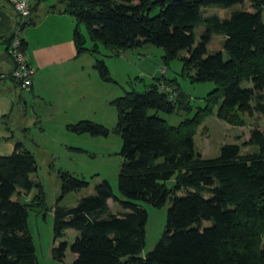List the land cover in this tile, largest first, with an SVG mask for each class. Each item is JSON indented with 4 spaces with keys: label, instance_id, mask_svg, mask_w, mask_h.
<instances>
[{
    "label": "trees",
    "instance_id": "obj_1",
    "mask_svg": "<svg viewBox=\"0 0 264 264\" xmlns=\"http://www.w3.org/2000/svg\"><path fill=\"white\" fill-rule=\"evenodd\" d=\"M245 0H57L50 9L74 19L75 57L89 54L104 83H114L100 47L118 57L128 50L151 45L164 51L168 67L181 52L180 75L191 83H213L204 107L191 118L170 126L160 117L175 111L191 112L190 102L176 78L164 75L144 91H125L112 101L116 109L115 133L120 136L123 158L116 197L107 181L95 194L76 206L53 210L54 240L67 230L78 233L71 245L60 242L53 259L63 262L66 250L75 256L71 264H264V133H250L243 145L256 152L242 155L237 145H224L218 157L205 159L195 149L196 129L217 107L218 119L241 126L240 115L253 111L264 116V0H250L256 13L235 12L227 19L203 17L206 7L228 8ZM9 2V0H8ZM10 3V2H9ZM38 4H30V12ZM157 11L155 14L152 12ZM206 32L195 45L194 29ZM83 25L91 47L80 32ZM213 34L224 37L222 53L207 55ZM12 35L4 40L8 46ZM22 44L25 50L24 41ZM250 81L251 89L241 87ZM154 113L149 115V111ZM8 115L2 116V121ZM6 126V122L3 124ZM75 135L106 137L108 129L91 120L68 124ZM34 155L16 143L11 154L0 156V264H38L27 227L29 212L48 211L41 184L30 179L36 173ZM61 194L79 192L88 182L67 171L58 172ZM173 180V184L167 183ZM29 202L20 201V192ZM182 194V195H179ZM17 195L18 198H12ZM124 212L109 213L108 200ZM166 224L155 247L143 258L147 212L137 202L162 208L167 201ZM211 222L204 227L203 222Z\"/></svg>",
    "mask_w": 264,
    "mask_h": 264
},
{
    "label": "rangeland",
    "instance_id": "obj_2",
    "mask_svg": "<svg viewBox=\"0 0 264 264\" xmlns=\"http://www.w3.org/2000/svg\"><path fill=\"white\" fill-rule=\"evenodd\" d=\"M53 3L47 0L41 5L50 7ZM156 12H152V14ZM201 12L203 17L217 16L220 20H224L235 12L256 13V9L250 0H245L243 4H236L228 8L206 7ZM262 21L264 22V9ZM80 32L87 40V47H91L92 43L83 25L80 26ZM205 32L204 24L194 29L195 45ZM223 43V36L213 34L206 47V56L222 53L226 59ZM99 52V58H103L114 83L102 82L95 70L94 78L91 79L92 83L88 85L87 95L83 100L79 99L81 107L75 122L72 124L80 120H91L109 130L106 137L75 135L68 132L65 124L67 118L65 120L57 118L54 112L48 110L47 107L38 104L33 105L27 92L26 119L11 121L12 132L8 136L5 133L0 135V156L11 154L15 144L22 143L36 160L37 171L30 175V179L42 185L46 206L49 209L45 212L30 211L27 221L38 264H71L75 259L69 247L62 263L52 257V249L58 246L60 242H67L68 245H71L78 236L76 231L67 230L62 238L54 240L53 210L57 204L65 208L74 207L82 198L94 195L96 186L103 181H107L114 195L121 198L118 190V174L123 163V158L120 155L122 142L120 136L114 131L117 124L116 109L112 105L114 99L123 96L125 91L142 92L155 79L161 78L163 75L167 79L176 78L180 90L185 95L186 100L190 102L192 111L187 113L181 110L170 115L162 113L159 115L168 125L177 126L185 118H191L197 108L204 107V97L215 89L213 83H191L189 79L180 75L182 64L179 58L186 56V52H181L177 59L170 62L168 67L162 61L164 51L151 45L125 51L118 57L111 56V51L103 47H100ZM83 58L89 61L94 60L90 55H84ZM164 68L166 69L165 74ZM240 85L245 89L253 87L250 81H242ZM33 110L40 116L38 121L33 117ZM216 111L217 107L212 115L208 116L196 129L194 135L196 151L205 159L218 157L220 149L224 145L239 146L242 155L256 152L257 148L243 145L249 140L253 130L258 129L264 133V116L256 111L251 114H242L240 115L242 125L232 126L218 119ZM153 113L151 110L148 112L149 115ZM4 123L1 117L0 126H4ZM22 127L26 128V132L21 131ZM3 137H6L7 140ZM60 170L85 179L88 182V187L79 192L70 193L59 201L61 189L58 172ZM172 184L173 180L167 183L168 186ZM33 194L34 191L28 195L20 192V201L29 202ZM17 198L18 196L15 195L12 199L16 200ZM137 204L147 212L145 246L140 254V257L143 258L155 247L163 234L170 201L168 200L162 208H154L142 201L137 202ZM108 206L110 214L119 215L124 212L120 205L112 199L108 200ZM203 226L209 227L211 222L205 221ZM262 245L264 246V240Z\"/></svg>",
    "mask_w": 264,
    "mask_h": 264
},
{
    "label": "crops",
    "instance_id": "obj_3",
    "mask_svg": "<svg viewBox=\"0 0 264 264\" xmlns=\"http://www.w3.org/2000/svg\"><path fill=\"white\" fill-rule=\"evenodd\" d=\"M29 1L38 6L25 23L18 24L8 0H0V118L8 115L6 126H0V135L8 136L12 132L11 121L26 119V92L33 105L45 106L57 118H67L66 125L72 124L81 107L79 99L83 100L87 95L88 85L94 78V60L83 58L89 54L75 57L74 19L57 13L56 7L54 11L50 9L57 0H49L54 2L50 7L41 5L47 0ZM16 29L24 41L26 59L34 69L28 89H22L9 78L13 63L4 40ZM165 71L164 68V74ZM33 117L38 121L40 116L33 110ZM21 131L26 132V128L22 127ZM3 139L7 140L6 137Z\"/></svg>",
    "mask_w": 264,
    "mask_h": 264
},
{
    "label": "built area",
    "instance_id": "obj_4",
    "mask_svg": "<svg viewBox=\"0 0 264 264\" xmlns=\"http://www.w3.org/2000/svg\"><path fill=\"white\" fill-rule=\"evenodd\" d=\"M17 19L18 24L26 22L31 14L29 0H9ZM7 54L13 63V70L9 78L17 82L22 89H28L33 80L34 69L28 63L19 30L12 33V39L7 49Z\"/></svg>",
    "mask_w": 264,
    "mask_h": 264
},
{
    "label": "water",
    "instance_id": "obj_5",
    "mask_svg": "<svg viewBox=\"0 0 264 264\" xmlns=\"http://www.w3.org/2000/svg\"><path fill=\"white\" fill-rule=\"evenodd\" d=\"M172 2H179V1H182V0H171Z\"/></svg>",
    "mask_w": 264,
    "mask_h": 264
}]
</instances>
